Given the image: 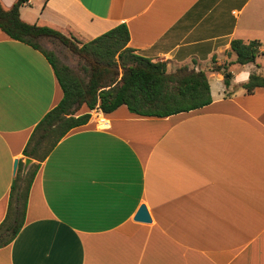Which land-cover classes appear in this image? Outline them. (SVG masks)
<instances>
[{
	"label": "crops",
	"instance_id": "0c3cea01",
	"mask_svg": "<svg viewBox=\"0 0 264 264\" xmlns=\"http://www.w3.org/2000/svg\"><path fill=\"white\" fill-rule=\"evenodd\" d=\"M20 17L81 43L124 23L128 46L167 72L205 71L212 101L165 117L81 108L89 120L41 163L0 264H264V87L231 83L244 66L264 76V0H28ZM232 39L262 54L235 63ZM213 60L229 63L228 85ZM61 98L45 55L0 31V222L24 146ZM141 204L149 222L134 220Z\"/></svg>",
	"mask_w": 264,
	"mask_h": 264
},
{
	"label": "trees",
	"instance_id": "16d2710c",
	"mask_svg": "<svg viewBox=\"0 0 264 264\" xmlns=\"http://www.w3.org/2000/svg\"><path fill=\"white\" fill-rule=\"evenodd\" d=\"M28 0H16L9 8L0 2V31L13 40L40 51L53 67L62 90L61 100L33 128L23 155L35 160L25 176L18 173L13 179L5 217L0 222V248L10 244L21 230L26 213L31 183L41 163L58 141L72 128L87 123L89 112L77 114L81 108H98L109 114L125 105L129 112L140 116L165 117L201 108L212 101L205 71L181 66L167 72L165 61H153L134 52L128 46L129 31L121 23L110 30L81 43L60 31L21 19L20 8ZM44 39L57 41L80 59L78 70L60 62L52 51L42 46ZM259 40H231L235 63H255L262 52ZM229 63L211 70L222 72L229 84ZM242 87L252 93L264 87V76L251 73Z\"/></svg>",
	"mask_w": 264,
	"mask_h": 264
},
{
	"label": "rangeland",
	"instance_id": "374dc122",
	"mask_svg": "<svg viewBox=\"0 0 264 264\" xmlns=\"http://www.w3.org/2000/svg\"><path fill=\"white\" fill-rule=\"evenodd\" d=\"M42 46L45 50L52 51L60 62L68 65L69 67L73 69L78 70V67L80 66V59L78 58L77 55L72 53L68 48L64 47L63 45H61L59 42L55 40L50 41L47 39H44L42 41ZM262 62L264 65V61ZM210 82H211L213 90H215L217 86L216 80L214 78H210Z\"/></svg>",
	"mask_w": 264,
	"mask_h": 264
},
{
	"label": "water",
	"instance_id": "95a60500",
	"mask_svg": "<svg viewBox=\"0 0 264 264\" xmlns=\"http://www.w3.org/2000/svg\"><path fill=\"white\" fill-rule=\"evenodd\" d=\"M33 159L29 158V157H25L23 159V163H24V171H23V175L25 174L27 168L30 166L31 163H33ZM17 165H18V161L15 160L13 163V172H16L17 169ZM134 220L137 221H142V222H149L151 220L150 214L146 208V206L144 204H141L138 208V210L135 213L134 216Z\"/></svg>",
	"mask_w": 264,
	"mask_h": 264
},
{
	"label": "clouds",
	"instance_id": "9594fccd",
	"mask_svg": "<svg viewBox=\"0 0 264 264\" xmlns=\"http://www.w3.org/2000/svg\"><path fill=\"white\" fill-rule=\"evenodd\" d=\"M251 76V69L249 66H244L243 70L233 73L232 84L247 83ZM243 91V89H240Z\"/></svg>",
	"mask_w": 264,
	"mask_h": 264
},
{
	"label": "built area",
	"instance_id": "2783aa9c",
	"mask_svg": "<svg viewBox=\"0 0 264 264\" xmlns=\"http://www.w3.org/2000/svg\"><path fill=\"white\" fill-rule=\"evenodd\" d=\"M105 124H107V122H105Z\"/></svg>",
	"mask_w": 264,
	"mask_h": 264
},
{
	"label": "bare ground",
	"instance_id": "6f19581e",
	"mask_svg": "<svg viewBox=\"0 0 264 264\" xmlns=\"http://www.w3.org/2000/svg\"><path fill=\"white\" fill-rule=\"evenodd\" d=\"M101 120H102V118H101Z\"/></svg>",
	"mask_w": 264,
	"mask_h": 264
}]
</instances>
